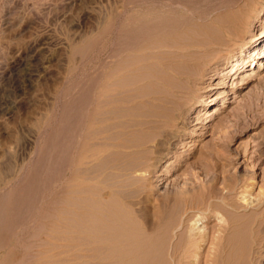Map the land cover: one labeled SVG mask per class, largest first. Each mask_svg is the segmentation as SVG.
I'll return each instance as SVG.
<instances>
[{
  "label": "rangeland",
  "instance_id": "374dc122",
  "mask_svg": "<svg viewBox=\"0 0 264 264\" xmlns=\"http://www.w3.org/2000/svg\"><path fill=\"white\" fill-rule=\"evenodd\" d=\"M150 1L141 0L134 7L135 14L142 20L151 19L163 13L184 14L186 12L177 7H174L173 10V7L162 4L161 0ZM184 1L189 2L190 0ZM195 1L197 0L190 1V3L192 2L191 8L195 14L194 17L198 12L196 11L197 7H199L200 12H203L204 8L211 7L216 1L217 4L219 2L223 4L224 2V5H226L230 0H226L227 2L225 0H209L210 3L208 0H198V3ZM123 2L124 0H0V264H113L111 261H118L120 258L122 260L125 257L123 248L120 251L114 247L119 248L123 243L122 236L130 231L134 235L137 234L136 236H155V232L158 235L160 232L161 236L166 234L163 236L164 238L168 236L165 239V245H167L165 247L166 256L170 253L165 258L168 261L171 256L172 260L170 262L173 264L171 248L175 242L174 239L176 240L175 235H172L176 218L181 215V210L186 203H190V201L200 202L205 194L206 196L211 194L213 205L218 206L220 204L219 209L221 208L228 217L236 221V225L240 222L241 226L238 224L239 228L234 232L235 237L238 235L236 238L234 237V240L241 242L239 246L244 245L243 241L246 236L244 234L249 232L244 225L252 222L256 215H254V212L250 213L252 209L249 207L260 197L261 190L259 188L264 187V70L248 83L234 86L231 85V82L235 76L223 75V72L227 71V67L231 65L232 61L225 63L223 71L220 67L217 70L218 74H215V79L209 80L210 87L213 88L210 92L212 94L210 98H213V100L206 102L208 104L205 106H197L202 102H195L196 104L194 103L188 108L187 116L181 118L182 120L179 118L170 119V124L172 122L173 125L167 126L170 129L168 133L175 132L174 134H177L176 130L178 128L179 134L169 139V134L165 133L158 136L156 134L161 133L162 124L166 120V113L170 112L168 100L172 102L173 99H178L174 97V89L178 88L182 80L178 77H172V79L171 76L164 78L163 75L159 74L162 73V70L158 61L150 60V64H153L154 67L151 65L149 67L153 71L147 67V69L145 68L146 71L145 69L143 71L145 74L142 75L143 72H141L140 76L131 75L132 81L139 78L143 82H140V80L138 82L134 81L137 86H134L132 93H135L129 96L131 100H128L129 104L127 102L126 105L128 111H126L125 118L122 119V121L126 119V123H121L124 128L121 126L119 129L117 127L111 130L112 132L115 131L113 133L118 132L119 136L121 128L122 131L123 129L126 130L128 135L126 133V135L124 133L122 135L124 138L126 137L125 140L127 141L122 140V135L116 139L114 138L115 140L102 137L103 139L97 140L101 142L98 143L99 146L101 145L99 149L96 141L94 143L87 140L85 128L88 124L87 116H89L94 105L92 101L99 92L98 81L102 80V77L111 70L109 65L113 59L111 57L112 52L116 46L123 45L120 35L124 27L125 29L131 27L128 23L124 24V21L120 18L118 19L120 22H117L119 30L117 36H114L110 28L109 16L111 10L114 9L116 4H122ZM158 3H160V6ZM185 14L189 15L187 12ZM192 28L198 29L194 30ZM197 28L194 25L191 26L188 34L191 36L198 35V37L199 35L201 37L206 36L204 29L202 30L203 27L201 29L200 27ZM198 30H201V32L199 31V33ZM202 31L205 35L202 34ZM258 35L259 32L256 37ZM181 66L184 68V65L181 64L178 70L182 69ZM149 72L152 75H149ZM84 73L86 76H84ZM146 74L149 76H146ZM157 74L163 76V81ZM81 76L87 80L85 82L78 80ZM238 76L236 80L239 82L241 75ZM131 77L129 82H131ZM71 79H74L73 83ZM154 80H157L158 84L161 83L163 88L160 84L157 85ZM92 81L94 82L92 83ZM152 81L155 83H153L154 85ZM209 81L206 82L209 83ZM68 84L70 87H68ZM140 85H145L144 89ZM64 88L65 90L68 89L69 92L68 109L64 108ZM207 90L206 87L200 93L202 95L207 94ZM141 91L144 95L138 94ZM168 91L170 95L174 94L173 97L167 93ZM229 91L231 93H228ZM149 93L151 94L149 95ZM234 94H238V96ZM134 95L137 97H131ZM221 96L225 97L226 107L216 115L208 117H205V114L200 115L202 123L195 125L193 115L200 111L206 112L205 110L211 108L214 100ZM154 98H157V101ZM86 100L88 101L86 102ZM138 100L140 101L138 102ZM163 104H165V107H163ZM245 104H251L253 108L248 111ZM137 105L144 106L140 108ZM237 108H241L242 113L236 115ZM138 111L143 112L138 113ZM155 120L157 121L154 122ZM137 123H139V126H136ZM154 123L156 127H154ZM202 124L204 125L198 129L197 127ZM152 130L155 134L150 135ZM146 131H150V133ZM199 132H204V134L197 135ZM128 136L130 137L128 138ZM132 139L133 141H131ZM119 140H121L120 143H118ZM108 141L110 145L116 142L117 146H108L106 143ZM92 143L93 146L90 147ZM122 143H124V146H122ZM125 143L130 146L127 147ZM102 145L104 146L102 147ZM95 146H97V150H101L100 152L104 151L101 154L99 152L95 160H91L92 152L90 150ZM174 146H176L175 150ZM134 148L138 149L139 152L138 150L135 151ZM114 149L118 153L115 152V155H111L114 154ZM146 154L149 158H153L149 159ZM168 154L173 156L167 157ZM156 159L159 161L155 168L152 166ZM137 160H140V163L143 162L142 164L145 162V164H139ZM148 168L151 170H148ZM87 175L91 176L90 179ZM66 181H69L73 188L70 191L71 193L68 194L69 202L65 205L62 202ZM74 182L79 184L76 183V185ZM203 186H209V188H202ZM11 189L13 190L11 191ZM243 190H247V193H245L246 201L241 199V191ZM191 191L193 193L198 192V194H193ZM208 192L209 194H207ZM197 195H200V197ZM194 196H197L196 198H200V200L195 199ZM175 197L176 199H174ZM176 200L180 201L181 205L174 202ZM241 201L244 204L250 202L247 204L249 207L244 208ZM214 206L211 208H214ZM176 208L177 210H173ZM228 208L230 209L228 210ZM156 210L161 211L158 213ZM172 211L179 215L170 217L173 215ZM233 211L235 212L233 213ZM148 212L149 214H147ZM204 212H206V217L196 216L195 218L198 220L195 221L196 223L187 221L192 213H189V216H183L182 219L184 218V224L193 225L195 223L193 225L195 230L193 231L197 230L198 235L203 233L204 230L207 237L208 234L211 235L218 230L216 227L221 224V221L210 211ZM240 214L244 215L241 216ZM141 215L149 216H146L150 218L148 219V226L143 222ZM159 216L161 217L159 218ZM172 220H174L173 223L170 222ZM116 221L119 224L118 226L115 224ZM243 221L245 224H242ZM123 222L132 225V229L123 226ZM169 222L170 224H168ZM150 223L153 224L150 225ZM217 224L218 226H216ZM120 225L125 228H120ZM160 225L162 227H159ZM156 226L157 229H161H158V231L155 229ZM94 227H97V229ZM240 228L246 229L245 232L243 231L244 236H242ZM259 229H264V224L255 227V231ZM101 230L106 233L99 234ZM150 230L154 232L151 233ZM260 230L254 231V234L262 235V233H259ZM214 233L217 234V231ZM103 234L108 236L102 237ZM169 234L172 236L170 237ZM239 237H242L241 240L243 241L238 240ZM202 243L203 245L198 250L201 252L199 253L201 258L207 249H209L208 252L211 250L207 242ZM170 262L168 261V264Z\"/></svg>",
  "mask_w": 264,
  "mask_h": 264
},
{
  "label": "bare ground",
  "instance_id": "6f19581e",
  "mask_svg": "<svg viewBox=\"0 0 264 264\" xmlns=\"http://www.w3.org/2000/svg\"><path fill=\"white\" fill-rule=\"evenodd\" d=\"M118 1V0H115ZM120 1V0H119ZM141 0H124V2L118 3L114 6V9L111 10V15L109 16V21H110V28L112 30V32L114 33V36L118 35V23L120 22L118 21V19L122 18V20L124 21V24L128 23L129 25H131V27L129 29H123V31L121 32V37H122V42L123 45L121 46H116L113 49V54H112V60L109 66H111V70H109V72L104 75L102 77V80L98 81V89L99 92L97 93L96 96H94V100L92 101V103L94 104L92 106V110L89 113V116H87L88 118V124L86 126V135L87 140H91L92 142L98 144L101 143L100 140L99 142L97 141L98 139L104 137V139H108V138H113V140H115L116 138H118L119 134L113 133L115 131H111L114 128L118 129L122 126L121 123L125 122L126 119H124L122 121L123 118H125L126 115V105L128 100H131V98L129 97L131 94L133 95V89L134 86L137 84L135 82H138L140 79L139 78H135L134 81H132V77L131 75H141V72L144 71V69L147 67H149V65H151L152 67H154L153 64H150V60H157L160 68L162 70V73H159L161 75L165 77L167 76H171L170 78L174 77H178L182 80L181 84L178 86V88L176 87V89H174V97L178 98L176 99H171L172 102H170V100H168V102L170 104L169 107L166 105V107H168L170 112L166 113V120L167 118H169V120H165V123L162 124L163 128L161 129V133L158 132L156 135H160V134H169V139L171 137H173L174 135H178V128H177V134H174L175 132H169L170 129L167 128L170 127L172 124H170V119H175V118H185L184 116L187 114L188 108L190 106H192L195 102H202L201 104H197L198 105H203L205 106L206 102H210V100L212 101L213 98H210L212 94H210V92L212 91V87L211 83L209 80H213L215 79V74H218L217 70L221 67V70L224 69V64L228 63L229 61H232L231 65H229L227 67V71L223 72V75L225 76H230V77H234L231 85L237 86V85H242V84H246L248 83L250 80H252L253 78H256L262 70H264V0H230V1H226L227 4L224 5L220 4V2L217 4V1L215 2L214 5H211V7L209 8H204L205 10L203 12H200L198 10L199 7H197L198 11L196 13V16L194 17L193 15L194 12L192 11L191 5L192 2H185L184 0H161L160 2L163 4H166L168 6L173 7L172 9L174 10V7L177 8H182L183 12L186 11L188 14H178V13H168V14H160L158 16H155L154 18L151 19H147V20H142L140 17H138L135 12H134V7L136 5L137 2H140ZM143 1V0H142ZM148 1V0H147ZM152 1V0H151ZM150 1V2H151ZM159 1V0H157ZM157 1H155L157 3ZM205 1V0H204ZM214 1V0H213ZM219 1V0H218ZM198 3V0L195 1ZM203 2V1H200ZM209 2V0H208ZM210 3V2H209ZM155 4V3H154ZM160 6V3H158ZM213 4V3H212ZM164 5V6H166ZM175 5V6H174ZM196 5V4H193ZM200 5V4H199ZM197 6V5H196ZM112 7V5H111ZM163 7V5H162ZM170 7V8H171ZM113 8V7H112ZM151 8V7H150ZM167 8V7H166ZM202 8V7H201ZM196 9V8H195ZM161 12V11H160ZM109 13V11H108ZM166 13V11H165ZM151 15V14H150ZM150 17V16H149ZM108 21V20H107ZM101 23V22H100ZM109 25V24H108ZM196 26L197 27H203L202 30L204 29L206 36L201 37L198 35L195 37L193 34V36H191L190 34H188V30L191 28V26L193 27ZM124 26V25H123ZM98 29V28H97ZM104 29V27H103ZM194 30H197L195 28H192ZM102 30V29H101ZM106 30V28H105ZM191 30V29H190ZM189 30V31H190ZM89 31V30H88ZM201 32V30H198V32ZM101 32V31H100ZM104 32V31H103ZM199 32V33H200ZM259 32V35L256 37V34ZM89 33V32H88ZM92 33V32H91ZM109 33V32H108ZM90 34V33H89ZM102 34V33H101ZM195 34V33H194ZM197 34V33H196ZM202 34H204V32L202 31ZM205 35V34H204ZM119 36V37H120ZM119 40V39H118ZM121 41V40H120ZM91 42V41H90ZM115 42V41H113ZM112 43V41H111ZM110 43V44H111ZM113 45V43H112ZM116 45V44H115ZM111 48V47H110ZM112 50V49H111ZM109 56V55H108ZM98 59V58H97ZM106 59V58H105ZM159 59V60H158ZM96 60V59H95ZM150 61V62H149ZM101 64V63H100ZM184 65V68L182 67V69L178 70L179 65ZM92 66V65H91ZM96 66V65H95ZM101 66V65H100ZM180 67V68H181ZM96 69V68H95ZM145 69V71H146ZM152 71L153 69L150 68ZM84 70V69H83ZM82 70V71H83ZM101 70V69H100ZM157 70V69H155ZM154 70V71H155ZM150 71V70H148ZM223 71V70H222ZM80 72V71H79ZM96 72V71H95ZM94 73V72H93ZM100 73V72H99ZM155 73V72H154ZM85 74V73H84ZM83 74V75H84ZM89 74V73H88ZM91 74V73H90ZM145 74L144 72L142 73V75ZM149 75L151 74V72L148 73ZM78 75V72H77ZM146 74V76H149ZM152 75V74H151ZM158 75V74H157ZM156 75V76H157ZM159 76L161 77L160 79L163 81L162 77L163 76ZM238 75H241L239 78V82L236 80V78L238 79ZM76 76V74H75ZM74 76V77H75ZM86 76V74L84 75ZM93 76V75H92ZM73 77V78H74ZM99 77V76H98ZM131 77V82H129V78ZM153 77V76H152ZM72 78V77H71ZM148 78V77H147ZM169 78V77H168ZM167 78V79H168ZM70 79V78H69ZM82 80L83 82H85L87 79L84 77L82 78V76L80 78H78V80ZM143 79H145V77H143ZM150 79V78H149ZM173 79V78H172ZM179 79V80H180ZM66 80V79H65ZM72 80V79H71ZM74 80V79H73ZM72 80V83H73ZM89 80H91L89 78ZM95 80V79H94ZM165 80V79H164ZM209 81V83H207L206 81ZM142 80H140L141 82ZM149 81V80H148ZM155 83L157 85L161 83H157V80ZM169 81V80H168ZM81 82V81H80ZM94 81H92L93 83ZM143 82V81H142ZM172 82V81H171ZM67 83V82H66ZM154 82L152 81V84ZM154 83V84H155ZM169 83V82H168ZM173 83V82H172ZM180 83V82H179ZM220 83V82H219ZM222 83V82H221ZM87 84V82H86ZM144 84V83H143ZM146 84V82H145ZM150 84V82H149ZM153 84V85H154ZM262 84V83H261ZM260 84V85H261ZM78 85V84H77ZM93 85V84H92ZM91 85V86H92ZM96 85V82H95ZM139 85V84H138ZM151 85V84H150ZM167 85V84H166ZM169 85V84H168ZM222 85V84H221ZM80 86V85H79ZM137 86V85H136ZM142 86V85H140ZM145 86V85H144ZM142 86V89H144ZM147 86V85H146ZM152 86V85H151ZM163 86V85H162ZM161 86V87H162ZM171 86V85H170ZM68 87L69 84H68ZM67 87V88H68ZM76 87V86H74ZM78 87V86H77ZM87 87V86H86ZM90 87V86H89ZM96 87V86H95ZM208 88V92L207 94L202 95L200 92L202 89ZM223 87V86H221ZM93 88V87H92ZM138 88V87H137ZM140 88V87H139ZM156 88V87H154ZM160 88V87H159ZM163 88V87H162ZM160 88V89H162ZM62 89V88H61ZM166 89V88H164ZM65 90V88H64ZM77 90V89H76ZM140 90V89H139ZM148 90V89H147ZM157 90V88H156ZM173 90V89H172ZM78 91V90H77ZM206 91V90H203ZM143 91L139 92V95H144L142 94ZM160 92V91H159ZM94 93V92H93ZM154 93V92H153ZM152 93V94H153ZM166 93V92H165ZM169 95V91L167 92ZM228 93H231L230 91ZM64 108L68 109L69 106V92L68 89H66L64 92ZM72 94V93H71ZM151 93H149L150 95ZM155 94V93H154ZM78 95V94H77ZM76 95V96H77ZM81 95V94H80ZM87 95V94H86ZM137 95V94H136ZM136 95L131 96V97H137ZM138 95V96H139ZM165 95V94H164ZM172 95V94H171ZM170 95V96H171ZM172 95V97H173ZM235 96H238V94H234ZM148 96V95H147ZM154 96V95H153ZM163 96V95H162ZM161 96V97H162ZM168 96V95H167ZM79 97V96H78ZM87 97V96H85ZM73 98V97H72ZM160 98V97H158ZM84 99V98H83ZM90 99V98H89ZM92 99V98H91ZM142 99V97H141ZM157 99V98H156ZM154 98V100H156ZM162 99V98H161ZM160 99V100H161ZM167 99V98H165ZM62 100V99H61ZM145 100V99H143ZM152 100V99H151ZM63 101V100H62ZM88 100H86L87 102ZM140 100H138L139 102ZM150 102V100H148ZM157 101V100H156ZM165 101V100H163ZM198 101V102H197ZM146 102V101H144ZM155 102V101H153ZM160 102V101H158ZM167 102V101H166ZM204 102V103H203ZM143 103V102H142ZM148 103V102H147ZM165 103V102H164ZM195 103V104H196ZM87 104V103H86ZM129 104V102H128ZM135 104V103H134ZM141 104V103H139ZM146 104V103H144ZM151 104V103H150ZM154 104V103H153ZM159 104V103H158ZM71 105V104H70ZM147 105V104H146ZM149 105V104H148ZM147 105V106H148ZM152 105V104H151ZM157 105V104H156ZM165 104H163V107ZM248 108V111H250L253 106L251 104H245ZM138 106V105H137ZM144 106V105H142ZM142 106H138V107H142ZM150 106V105H149ZM154 106V105H153ZM162 106V105H161ZM88 108V105L86 106ZM129 107V106H128ZM160 107V106H159ZM226 107V103H225V97L221 96L220 98H217V100H214L211 108L205 110L206 112H198L197 114H194L193 117L195 118L194 120V124H199L202 123V119H200V115L205 114V117L208 116H212V115H216L218 113H220L222 111V109ZM133 107L131 106V109ZM158 108V106H157ZM129 109V108H128ZM134 109V108H133ZM132 109V110H133ZM79 110V109H78ZM131 110V111H132ZM141 110V109H140ZM153 110V109H152ZM167 110V109H166ZM165 110V111H166ZM192 110V109H191ZM238 111H236L235 109V113L240 114L242 113L241 108H237ZM134 111V110H133ZM136 111V110H135ZM164 111V112H165ZM168 111V110H167ZM198 111V110H197ZM247 111V110H246ZM140 111H138L139 113ZM143 112V111H141ZM140 112V113H141ZM157 112V111H156ZM61 113V112H60ZM132 113V112H130ZM135 113V112H134ZM189 113V112H188ZM65 114V113H64ZM129 114V113H128ZM165 114V113H164ZM67 115V114H66ZM80 115V114H79ZM86 115V114H85ZM133 115V114H131ZM135 115V114H134ZM146 115V114H145ZM161 115V114H160ZM189 115V114H188ZM235 115V114H234ZM64 116V115H63ZM75 116V115H74ZM128 116V115H127ZM136 116V115H135ZM141 116V115H140ZM149 116V115H147ZM187 116V115H186ZM139 117V114H138ZM55 118V117H54ZM63 118V117H62ZM75 118V117H74ZM137 118V117H136ZM144 118V117H143ZM81 119V118H80ZM129 119V118H128ZM153 119V118H152ZM82 120V119H81ZM130 120V119H129ZM182 120V119H181ZM131 121V120H130ZM145 121V120H144ZM157 120H155L154 122H156ZM161 121V120H159ZM158 121V122H159ZM192 121V120H191ZM132 122V121H131ZM130 122V124H131ZM139 122V121H138ZM146 122V121H145ZM149 122V121H147ZM164 122V121H163ZM76 123V122H75ZM80 123V121H79ZM78 123V124H79ZM122 123V124H124ZM152 123V122H151ZM162 123V121H161ZM139 123L136 124V126ZM142 124V123H140ZM149 124V123H148ZM159 124V123H156ZM80 125V124H79ZM78 125V126H79ZM126 125V124H125ZM143 125V124H142ZM146 125V124H144ZM151 125V124H150ZM148 125V126H150ZM154 127L155 123L153 124ZM166 125V126H164ZM179 125V124H178ZM177 125V126H178ZM184 125V124H183ZM186 125V124H185ZM204 124H202L201 126H198L197 128L200 129ZM127 126V125H126ZM139 126V125H138ZM147 126V125H146ZM158 126V125H157ZM77 127V126H76ZM123 127V126H122ZM131 128V126H129ZM152 127V126H150ZM153 127V128H154ZM159 127V126H158ZM189 127V126H188ZM80 128V127H79ZM124 128V127H123ZM127 128V127H126ZM136 129V127H134ZM132 128V129H134ZM145 128V126H144ZM181 128V127H180ZM214 128V127H213ZM54 129V127H53ZM84 129V128H83ZM117 129V130H118ZM122 129V128H121ZM119 130L120 132V136L124 133H126L127 131L123 129ZM131 129V130H132ZM134 129V131H136ZM140 129V128H138ZM148 129V128H147ZM146 129V130H147ZM152 129V128H151ZM158 129V128H157ZM215 129V128H214ZM116 130V131H117ZM141 130V129H140ZM156 130V129H155ZM193 130V129H192ZM54 131V130H53ZM69 131V130H68ZM133 131V132H134ZM158 131V130H157ZM74 132V131H73ZM144 132V131H143ZM147 133L150 131H146ZM185 132V131H184ZM191 132V131H190ZM69 134V132H67ZM131 133V131H130ZM138 133V130H137ZM140 133V131H139ZM142 133V131H141ZM155 134L153 132V130L151 131V134ZM187 133V132H186ZM127 134V133H126ZM125 134V135H126ZM188 134V133H187ZM191 134V133H190ZM204 132H199V134L197 135H203ZM128 135V134H127ZM146 135V134H145ZM185 135V134H184ZM48 136V135H47ZM119 136V137H120ZM133 136V135H132ZM149 136V135H148ZM155 136V135H154ZM188 136V135H187ZM123 137V135L121 136ZM130 136H128L129 138ZM115 138V139H114ZM124 138V137H123ZM122 140H125V138ZM151 138V137H150ZM153 139H155V137L152 136ZM188 138V137H187ZM68 139V138H67ZM103 139V138H102ZM101 139V140H102ZM184 139V138H183ZM52 140V139H51ZM85 140V139H84ZM86 140V141H87ZM118 140V139H117ZM116 140V141H117ZM129 140V139H128ZM49 141V140H48ZM54 141V140H53ZM89 141V142H91ZM106 141V140H104ZM127 141V140H125ZM133 141V139L131 140ZM162 141V140H160ZM181 141V140H180ZM184 141V140H183ZM71 142V140H70ZM88 142V141H87ZM86 142V143H87ZM121 140H119L118 143H120ZM124 142V141H123ZM135 142V141H134ZM133 142V143H134ZM139 142V141H137ZM158 142V141H157ZM172 142V141H171ZM68 144V142H66ZM65 143V144H66ZM82 143V142H81ZM107 145H110V142H106ZM109 143V144H108ZM131 143V142H129ZM147 143V142H146ZM83 144V143H82ZM81 144V145H82ZM89 144V143H87ZM104 144V142H103ZM112 145H116L117 143L115 142L114 144L111 143ZM124 143H122V146ZM126 144V143H125ZM128 144V143H127ZM126 144V146H127ZM138 145V143H136ZM145 144V143H144ZM152 144V143H151ZM160 144V143H159ZM158 144V145H159ZM166 144V143H164ZM175 144V143H174ZM96 145V144H95ZM106 145V144H105ZM110 145V146H112ZM119 145V144H118ZM161 145V144H160ZM159 145V146H160ZM169 145V144H168ZM83 146V145H82ZM93 146V143L90 145V147ZM99 146V144H98ZM101 146V145H100ZM100 146L98 147L100 149ZM104 145H102L103 147ZM117 146V145H116ZM121 146V144H120ZM125 146V147H126ZM130 146V145H128ZM127 146V147H128ZM134 146H136L134 144ZM178 146V145H177ZM89 147V145L87 146V148ZM101 147V149H102ZM93 149L90 150L92 152L91 155V160H95V158L97 157V154L101 151V150H97V146L92 147ZM130 148V147H129ZM143 148V147H142ZM141 148V149H142ZM145 148V147H144ZM174 150L176 148V146L173 147ZM178 148V147H177ZM36 149V147H35ZM128 149V148H127ZM135 149V148H134ZM140 149V148H139ZM140 149V150H141ZM165 149V148H164ZM68 150V149H67ZM84 150L86 151V148L84 147ZM113 150V149H112ZM111 150V152H112ZM125 150V149H124ZM129 150V149H128ZM138 149H135V151H137ZM146 150V149H145ZM149 149L147 148V151ZM36 151V150H34ZM88 151V149H87ZM89 151V153L91 154V152ZM104 150H102L103 152ZM126 151V150H125ZM153 151V150H152ZM169 151V150H168ZM39 152V151H38ZM41 152V151H40ZM100 152V154L102 153ZM110 152V153H111ZM115 152H117L114 149V154L112 153L111 155H115ZM128 152V151H127ZM132 152V151H131ZM139 152V150H138ZM144 152V151H143ZM150 152V151H149ZM118 153V152H117ZM130 153V152H129ZM142 153V152H140ZM159 153V152H158ZM169 153V152H168ZM144 154V153H143ZM150 154V153H149ZM152 154V153H151ZM81 155V154H80ZM138 155V154H137ZM153 155V154H152ZM83 156V155H81ZM144 156V155H143ZM146 156L148 157V155L146 154ZM173 155H167V157H172ZM85 157V156H84ZM102 157V156H101ZM117 157V156H116ZM159 157V156H158ZM115 158V157H114ZM138 158L139 155H138ZM145 158V157H144ZM143 158V159H144ZM149 158V157H148ZM147 158V159H148ZM151 158V157H150ZM149 158V159H150ZM153 158V157H152ZM151 158V159H152ZM166 158V157H165ZM134 159V158H133ZM142 159V160H143ZM146 159V158H145ZM89 160V161H91ZM87 161V160H86ZM138 162L140 160H137ZM149 161V160H147ZM159 160H155L153 163L152 167L157 166ZM81 162V161H80ZM92 162V161H91ZM135 161L133 160V163ZM137 162V164H138ZM142 162V161H141ZM153 162V161H152ZM95 163V162H94ZM94 163H92V165H94ZM97 163V162H96ZM132 163V162H131ZM143 163V162H142ZM139 162V164H142ZM89 164V163H88ZM138 164V165H139ZM145 164V162H144ZM142 164V165H144ZM147 164V163H146ZM151 164V162H150ZM92 165H88V166H92ZM136 165V164H135ZM133 165V166H135ZM141 165V166H142ZM167 165H168V161H167ZM146 166V165H145ZM149 166V164H148ZM72 167V166H71ZM70 167V168H71ZM151 167V166H150ZM149 167V168H150ZM142 168V167H141ZM145 168V167H144ZM148 170H151L149 169ZM134 169V168H133ZM143 169V168H142ZM139 170V169H138ZM136 170V171H138ZM75 171H76V167H75ZM134 171V170H133ZM141 172V170H140ZM150 172V171H147ZM152 172V171H151ZM150 172V173H151ZM69 173V172H68ZM114 173V172H113ZM143 173V172H142ZM140 174V173H139ZM88 176V175H87ZM142 176V175H140ZM90 179V175L88 176ZM87 177V178H88ZM94 177V176H92ZM96 177V176H95ZM94 177V178H95ZM145 178V177H144ZM147 178V177H146ZM93 179V178H91ZM98 179V178H97ZM137 179V178H136ZM143 179V178H142ZM87 180V179H86ZM81 181V180H80ZM84 182V181H82ZM136 182V181H134ZM67 184L64 185V196H63V202L65 205L68 204L69 202V196L68 194L71 193L70 191H72L71 187V183L69 181H66ZM75 183V182H74ZM73 183V184H74ZM78 183V182H76ZM75 183V184H76ZM138 183V182H137ZM140 183V182H139ZM74 184V185H75ZM79 184V183H78ZM81 184V182H80ZM94 184V183H93ZM77 185V184H76ZM139 186V185H138ZM211 186V185H210ZM102 187V186H101ZM118 187V185H117ZM209 188V186H203L202 188ZM216 188V187H215ZM15 189V188H14ZM104 189V188H103ZM120 189V188H119ZM149 189V188H147ZM191 189V188H190ZM211 189V188H210ZM261 190L260 192V197L258 198V200L251 206H247V204H244V202H240L242 204V206L244 208H251L252 212H254V219L252 222H248L245 226V228H247L249 230V234H244L246 235L244 237V241L243 244L244 245H240L239 244L241 242L237 241L236 239L234 240V232L237 228H239L238 224H235L236 221H233V219L231 217H228L222 210L221 208L219 209V205L218 206H214L213 205V200H212V195L209 194V192L205 197H202V200H200V198H198L200 200V202L198 201H190V203H184L185 206L184 208L181 210V215L178 218H174L176 220V224L174 227V233L172 235H175L176 240L174 239V243L172 245V250H171V255L173 256V264H263L264 261V229H259L260 232L262 233V235L260 234H254L255 231V227L257 228V226H259L260 224H264V187H260L259 188ZM13 189H11L12 191ZM78 190V189H77ZM116 190V189H115ZM205 190V189H204ZM216 190V189H215ZM214 190V191H215ZM117 191V190H116ZM183 191V190H182ZM187 192V189L185 190ZM200 191V190H198ZM203 191V189H202ZM209 191V190H207ZM151 192V191H150ZM192 192V191H191ZM120 193V192H119ZM147 193V192H146ZM193 193V192H192ZM198 194V192H196ZM193 193V194H196ZM212 193H214L212 191ZM245 193H247V190H243L241 191V199H244V201H246V197H245ZM18 194V193H17ZM203 194V192H202ZM21 195V194H20ZM73 195V194H72ZM168 195V194H167ZM176 195V194H174ZM173 195V196H174ZM185 195V194H184ZM191 195V194H190ZM258 195V194H257ZM15 196V195H13ZM12 196V198H13ZM22 196V195H21ZM148 196V195H147ZM198 197H200V195H197ZM194 196L195 199H197ZM17 197V196H16ZM20 197V196H19ZM18 197V199H20ZM180 197V196H179ZM185 197V196H184ZM8 198V197H7ZM23 198V197H22ZM25 198V197H24ZM77 198V197H76ZM79 198V197H78ZM167 198V197H166ZM181 198V197H180ZM16 199V200H18ZM26 199V198H25ZM176 199V197L174 198ZM190 199V198H189ZM192 199H194L192 197ZM191 199V200H192ZM197 199V200H198ZM240 199V197H239ZM4 200V199H3ZM10 200V199H9ZM78 200V199H77ZM182 200V199H181ZM186 200V198H185ZM7 201V200H6ZM20 201V200H19ZM18 201V202H19ZM164 202V199L162 200ZM222 201V199H221ZM10 202V201H9ZM16 202V201H15ZM26 202V201H25ZM24 202V204H25ZM77 202V201H76ZM75 202V203H76ZM162 202V203H163ZM174 202H178L177 200ZM180 202V201H179ZM178 202V204H180ZM182 202V201H181ZM216 202V201H215ZM254 202V201H252ZM12 203V202H11ZM74 203V204H75ZM78 203V202H77ZM183 203V202H182ZM226 203V202H225ZM4 205V203H2ZM70 204H72L70 202ZM215 204V203H214ZM13 205V203H12ZM164 205V204H163ZM181 205V204H180ZM214 208H211L213 207ZM232 205V204H231ZM69 206V205H68ZM71 206V205H70ZM80 206V204H79ZM176 206V205H175ZM222 206V205H221ZM239 206V205H238ZM4 207V206H3ZM2 207V208H3ZM64 207V206H63ZM180 207V206H178ZM223 208H225L224 206H222ZM229 207V206H228ZM237 207V206H236ZM7 208V207H6ZM66 208V207H65ZM68 208V207H67ZM181 208V207H180ZM179 208V209H180ZM222 208V209H223ZM238 208V207H237ZM4 209V208H3ZM13 209V208H12ZM11 209V210H12ZM16 209V208H15ZM77 209V208H76ZM81 209V208H80ZM230 208H228L229 210ZM71 210V209H70ZM159 210V209H158ZM173 210H177L173 209ZM226 210V208H225ZM66 211V210H65ZM97 211V210H96ZM103 211V210H102ZM101 211V212H102ZM148 211V210H147ZM157 211V210H156ZM161 211V210H160ZM160 211H157L158 213ZM204 211H210L211 214L216 215L221 221V224L218 226V224L216 226V228H218L217 234L214 233L216 231H214L211 235L208 234L209 236L206 237L207 233L204 232L203 233H199L197 235V230L194 232L193 230L194 227L193 225L196 223L195 221L197 220L195 217L196 216H201L204 217L206 215V212ZM244 211V210H242ZM246 211V210H245ZM249 211V210H248ZM3 212V211H2ZM68 212V209H67ZM94 212V211H92ZM152 212V211H151ZM156 212V214H157ZM228 212V211H227ZM235 211H233L234 213ZM11 213V212H10ZM65 213V212H64ZM80 213V212H79ZM107 213V212H106ZM146 213V211H145ZM144 213V215H145ZM154 213V212H153ZM170 213V212H169ZM168 213V214H169ZM173 213V211H172ZM175 213V215H174ZM173 215H169L170 217H174L177 215L176 212H174ZM189 213H192V215ZM231 213V212H230ZM245 213V212H243ZM249 213V212H248ZM149 214V212L147 213ZM152 214V213H151ZM167 214V215H168ZM210 214V215H211ZM246 214V213H245ZM3 215V214H2ZM116 215V214H115ZM114 215V216H115ZM132 215V214H131ZM154 215V214H153ZM162 215V214H159ZM179 215V214H178ZM177 215V216H178ZM189 216L186 220L190 223L195 222L193 225L191 224H184V218L182 219V217H186ZM241 215V214H240ZM244 214H242L241 216H243ZM249 215V214H248ZM251 215V216H252ZM77 216V215H76ZM113 216V217H114ZM147 217H149L148 215H146ZM146 216L141 215L143 222L145 223L146 226H148V222L150 218H147ZM152 216V215H151ZM150 216V217H151ZM176 216V217H177ZM239 216V215H238ZM240 216V217H241ZM246 216V215H245ZM250 216V217H251ZM79 217V216H78ZM102 217V216H101ZM100 217V218H101ZM130 217V216H129ZM158 216H156L157 218ZM161 216H159L160 218ZM206 217V216H205ZM216 217V218H217ZM236 217V216H235ZM249 217V216H247ZM98 218V217H97ZM198 218V217H197ZM243 218V217H242ZM136 219V218H135ZM158 219V218H157ZM156 219V220H157ZM250 219V218H249ZM81 220V219H80ZM153 220V219H152ZM159 220V219H158ZM164 220V217H163ZM167 220V219H166ZM66 221V220H65ZM101 221V220H100ZM99 221V223H100ZM133 221V220H132ZM151 221V220H150ZM174 220L170 221L171 223H173ZM186 221V222H187ZM198 221V220H197ZM239 221V220H238ZM247 221V219H246ZM251 221V220H249ZM114 222V221H113ZM119 222V221H118ZM121 222V221H120ZM125 222V221H124ZM122 223L123 226H125L126 228H131L132 225L130 224H126V223ZM155 222V221H153ZM168 222V220H167ZM170 222L168 224H170ZM68 223V222H67ZM78 223V222H77ZM127 223H129L127 221ZM244 223V221L242 222V224ZM103 224V223H102ZM105 224V223H104ZM117 224V221L116 223ZM121 224V223H120ZM153 223H150V225ZM159 224V223H158ZM161 224V221H160ZM166 224V223H164ZM245 224V223H244ZM8 225V224H7ZM67 225V224H66ZM100 225V224H98ZM119 224H117L118 226ZM162 225V224H161ZM159 227H164V225ZM167 225V224H166ZM240 225V224H239ZM75 226V225H74ZM79 226V225H77ZM82 226V225H81ZM102 226V225H100ZM154 226V225H153ZM151 226V227H153ZM171 226V225H168ZM241 226V225H240ZM120 228H123L121 225L119 226ZM124 227V228H125ZM173 227V226H172ZM170 227V228H172ZM68 228V227H67ZM73 228V227H72ZM75 228V227H74ZM91 228V227H90ZM95 228V227H94ZM93 228V229H94ZM118 228V227H117ZM123 228V229H124ZM150 228V227H149ZM155 228V227H154ZM196 228V226H195ZM244 228V230L246 231V229ZM97 229V227L95 228ZM105 229V228H104ZM122 229V230H123ZM129 229L127 230V232L129 231ZM132 229V228H131ZM157 229V226L156 228ZM154 229V230H155ZM161 229V228H158ZM157 229V230H158ZM165 229V227H164ZM162 229L163 231H166ZM167 229V226H166ZM197 229V228H196ZM119 230V229H118ZM148 230V229H147ZM239 230V229H238ZM242 230V236L243 235V229L240 228V231ZM257 230V231H259ZM73 231V230H72ZM92 231V230H91ZM90 231V232H91ZM107 231V230H106ZM145 231V229H144ZM151 233H153V230ZM156 231V230H155ZM159 231V230H158ZM169 231H171V229H169ZM201 231V229H200ZM212 231V230H210ZM244 231V232H245ZM255 231V232H257ZM75 232V231H74ZM105 231L99 232L102 233ZM132 231H130L129 233H124V235L122 236V245L118 248L115 245V249L116 250H124L125 257L120 260L117 261H111L113 262V264H168V261L170 262V260H172L171 256L167 259L165 258L166 256V252H165V247L167 245H165V239H167L166 236L165 238L163 237L164 235L161 236L160 232L159 235L155 234V236H144V235H139L136 236L137 234H132ZM238 232V231H237ZM66 233V232H65ZM69 233V232H68ZM106 233V232H105ZM158 233V232H157ZM206 235H205V234ZM210 233V232H208ZM83 234V233H82ZM123 234V233H122ZM142 234V233H141ZM216 234V235H215ZM108 236L107 234H103L101 235L102 237L104 236ZM112 235V234H110ZM120 235V234H119ZM151 235V234H150ZM158 235V236H156ZM171 235V236H172ZM236 235V234H235ZM241 235V234H240ZM105 236V237H106ZM170 236V234H169ZM170 236V237H171ZM238 236V235H237ZM236 236V237H237ZM259 236V237H258ZM169 237V238H170ZM235 237V238H236ZM68 238V237H66ZM70 238V237H69ZM78 238V237H77ZM112 238V237H111ZM115 238V237H113ZM117 238V237H116ZM171 239V238H170ZM77 240V239H76ZM96 240V239H95ZM113 240V239H112ZM116 240V239H115ZM202 242H207L209 245V248L211 249L210 252H208L209 249H207L206 253L203 255V257L201 258L198 250L200 248V246L203 245ZM117 243V242H116ZM114 243V244H116ZM168 243V242H167ZM170 243V241H169ZM168 243V244H169ZM79 244V242H78ZM117 245V244H116ZM76 247V246H75ZM110 248H112L111 246H109ZM170 251V250H169ZM202 251V250H201ZM114 252V251H113ZM119 252V251H117ZM170 253V252H169ZM168 253V255H169ZM167 255V256H168ZM166 256V257H167ZM119 257V256H118ZM171 258V259H170ZM115 259V258H114ZM112 260V259H111ZM111 264V263H110ZM170 264H172L170 262Z\"/></svg>",
  "mask_w": 264,
  "mask_h": 264
}]
</instances>
